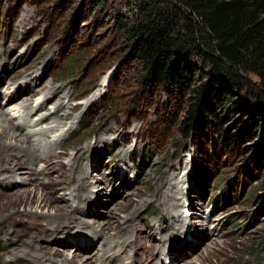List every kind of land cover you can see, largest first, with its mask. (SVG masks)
Wrapping results in <instances>:
<instances>
[{
  "label": "rangeland",
  "instance_id": "1",
  "mask_svg": "<svg viewBox=\"0 0 264 264\" xmlns=\"http://www.w3.org/2000/svg\"><path fill=\"white\" fill-rule=\"evenodd\" d=\"M137 4V0H0V108L18 127L17 118L28 112L8 106L6 96L15 85L31 74L42 76L48 86L65 85L75 110L62 130L52 134L61 135L74 125L56 150L66 156L54 162L64 166L105 130L119 127L123 133L119 146L92 144L89 150L79 151L78 166L88 169L92 183L83 208L87 221L105 226L110 217L115 225L129 216L134 220L131 241L139 248L120 254L125 264H264V165L251 161L244 146L228 150L214 132L207 131L200 140L184 137L180 123L186 105L162 89L148 91L145 76L120 31L118 21L131 18ZM69 61L77 68L59 74L58 69ZM104 79L108 82L101 100L86 108L85 102ZM251 79L258 81L253 74ZM42 95L32 100L33 106L41 102ZM246 102L253 105L247 98ZM43 115L49 116L50 110L33 113L32 121ZM171 119L173 124L165 123ZM260 125L263 132L264 122ZM25 132L22 125L19 133ZM261 139L262 133L246 147L257 146ZM50 165L39 163L38 167L46 171ZM174 173V193L180 202L176 217L168 215L157 199L168 193ZM56 176L55 172L16 176L20 182L36 179L42 183L38 193H47L52 203L42 209L26 206L17 196L9 199L17 189L0 180L4 195L0 198V264L25 263L13 256L10 244L18 238L29 239L28 213L56 215L58 208L67 211L75 206L67 196L71 186L58 183ZM49 178L56 182L50 185ZM10 217L15 222L12 226ZM9 229L16 235L7 239L3 233ZM73 230L68 232L76 233ZM117 231H110L108 237ZM66 233L58 240L65 244L62 250L69 258L79 253L74 249L78 246V264L101 263L96 252L104 247L102 238ZM117 240L110 242L117 244Z\"/></svg>",
  "mask_w": 264,
  "mask_h": 264
},
{
  "label": "trees",
  "instance_id": "2",
  "mask_svg": "<svg viewBox=\"0 0 264 264\" xmlns=\"http://www.w3.org/2000/svg\"><path fill=\"white\" fill-rule=\"evenodd\" d=\"M137 1L118 25L148 91L186 105L187 140L214 132L228 150L244 146L264 165V0ZM76 68L69 61L57 72ZM260 133L259 144L246 147Z\"/></svg>",
  "mask_w": 264,
  "mask_h": 264
},
{
  "label": "bare ground",
  "instance_id": "3",
  "mask_svg": "<svg viewBox=\"0 0 264 264\" xmlns=\"http://www.w3.org/2000/svg\"><path fill=\"white\" fill-rule=\"evenodd\" d=\"M28 78L22 83L15 85L13 92L10 90L6 96L9 108L18 106L19 109L22 108L28 112L26 115L17 118L20 122L19 128L12 123L11 118L6 117V111L0 108V180L5 181L6 187L10 189L15 187L13 189H17V191L9 194V199L10 197L17 196V199L22 200L26 206L37 205L39 209H42L43 207H50L52 204L46 198L45 194L47 193H42L41 195L38 193L42 183L39 180L36 181V179L35 182H20L16 176L22 174L34 176L36 174L55 172L57 174L56 179H59L58 183L71 186L67 196H69V200L73 201L75 206L67 211L58 208L56 215L45 216L28 213L26 217L30 218L29 222L31 221V232L28 233L29 239L18 238L10 244L12 250L8 251L12 252L13 256L25 260L24 264H58L56 259L62 261V264H78L81 251L78 246L73 248L79 253L69 258L66 250H62L65 244L58 240L67 232L72 236L75 234L77 238L85 235H91L97 240L102 238L104 240V247L102 250L96 252V260L99 259L98 262L100 261V264H113V262L125 264V259H122L120 254L128 255V253L139 248V245L133 247L131 241L134 239V220L129 216L123 223H120L122 221L119 220L120 222L117 221L119 224L115 225V221L109 216L110 219L107 220L105 226L96 220L87 221L85 217L88 216V213L83 211V208L87 205V200L91 196L89 187L92 183L87 176L88 169L86 170L85 166H78L82 156L79 153L80 150H89L92 144L96 146L97 144L101 145L108 142H112L114 147L119 146V139L123 133L118 130V126H112L99 135L94 143H88L85 148L79 149L75 158L67 166H64L61 162L55 163V160L66 156L65 154H57L56 150L61 147L64 138L74 130V125L70 126L68 130L62 131L61 135L52 137V134L62 130V125L70 119V112L75 110V107H71L70 100L72 99L65 85L48 86L49 84L42 79V76H33L32 74ZM106 79L102 83L100 82L101 84L85 102L86 108L93 107L101 100L107 87L108 80ZM41 94H43L41 102L37 106H33L32 100L36 98L37 100L40 99L39 96ZM44 110H50V115H43L39 121L33 122L31 115ZM22 125H25V134L19 133ZM39 163H51V165L46 171H43V169L38 167ZM176 177V173L171 175L169 180L172 184L168 193L157 198L164 211L174 217L179 214L180 207L177 193H174ZM49 179L50 185L53 184L52 182H56L55 178ZM3 197L4 195L0 193V198ZM1 209L4 211L3 208ZM12 218H8L11 221L9 223L10 226L15 223ZM69 228L77 230L76 233L68 232ZM60 230H62L61 233H58ZM112 230H118V233L112 236V238L118 239L117 241L119 242L117 244H112L113 241L110 242L112 238L108 237L109 232ZM15 233L14 230L11 231L9 229L3 235L8 239V237L13 236ZM45 242H49V244H44ZM83 264H92V262L89 261Z\"/></svg>",
  "mask_w": 264,
  "mask_h": 264
}]
</instances>
